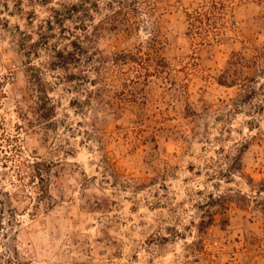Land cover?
<instances>
[{
    "label": "rangeland",
    "instance_id": "obj_1",
    "mask_svg": "<svg viewBox=\"0 0 264 264\" xmlns=\"http://www.w3.org/2000/svg\"><path fill=\"white\" fill-rule=\"evenodd\" d=\"M81 1L0 0V264H264V0H152L132 31L106 23L88 55L135 51L158 26L166 66L107 70L109 89L86 66L47 69L54 126L20 131L30 57L47 65L49 45L118 8L65 15Z\"/></svg>",
    "mask_w": 264,
    "mask_h": 264
},
{
    "label": "trees",
    "instance_id": "obj_2",
    "mask_svg": "<svg viewBox=\"0 0 264 264\" xmlns=\"http://www.w3.org/2000/svg\"><path fill=\"white\" fill-rule=\"evenodd\" d=\"M93 4L97 10L100 9L97 1L93 2ZM115 4H118V8L113 10L111 16H109L105 21H102L100 24L91 25L93 28L92 30L95 31V33L93 31H89L90 27L86 24V22H83L80 29L85 32V35L83 37L75 35V38L71 42V48L55 45L51 46L47 42V45H49V49L52 52V59L47 63V65L43 63H36L30 57V60L26 65L28 90L27 94L23 96V102L25 103L26 107L24 105H19L18 115L21 122L16 124L18 130L38 132L40 129H49L54 126L53 120L56 116V107L53 103L52 97L50 96V92H52L54 85L47 77V73L45 72L47 69H63L67 71L71 66L82 65L81 67H89V69H92L93 72L97 73L99 78H104V81L108 82L109 80L104 75L105 71L111 69V71H116V73H124V67L127 64H137L139 66H143L149 65L150 61H154L156 65H158L155 67L156 74L161 72V67L166 66L165 58L160 54L162 35L158 26H155L150 32L151 38L150 41L147 42V45L140 44L136 47L135 51L121 50L111 53L108 61L112 64H115L118 69H112L110 66H108L106 64L108 61H106L103 57L96 58L95 56L88 55L91 47H93V44L97 41L96 38L99 35L100 30L107 25L106 23H110L115 29H121L125 32H130L137 26V22L133 21L132 18H129L130 11L132 13H138L141 11V8H146L147 13L154 17L157 8V4L152 0H109L108 5L111 8H114ZM63 8L67 11L65 15H68V17L70 16L71 18H73L74 15H83L87 18L93 17L86 0H82L81 2L77 3L63 4ZM53 12L58 14L60 9L54 8ZM191 17L193 18V21L198 20L197 16L195 15ZM119 23H121L123 26H120ZM50 25H52V22H50ZM191 26H193V31H195V24L193 23ZM84 39L87 40V42L84 41ZM154 56L156 59H154ZM96 61L99 62V64H97ZM84 63L88 64L85 65ZM146 68L149 69V67ZM148 72L152 73L150 70H148ZM79 75L80 76L78 79L80 83L88 81V83L96 85L97 82H95V79L90 78L87 75V72L84 70L80 72ZM130 81H133L134 83L139 82L137 79H130ZM111 84L112 83L108 82V86L106 88L109 89ZM123 84L128 85L129 83L128 81H124ZM100 92H102L101 89ZM5 94V91L0 90V99L5 96ZM94 94L97 93L91 90L88 93V96L93 97ZM88 103L91 105V99ZM77 104L79 106H83L84 102H77ZM24 164L33 168L34 172L36 173L34 177H38V179L41 181L45 180L41 169V165L43 164L41 160L36 158L31 162H24ZM227 198L229 197L226 195H219L217 197L212 195L211 202L209 203L215 204L219 202V205L226 208L222 202ZM207 211L208 216H203L199 223V229L201 231H204L207 228V225L211 224V221H214V214L212 211Z\"/></svg>",
    "mask_w": 264,
    "mask_h": 264
}]
</instances>
